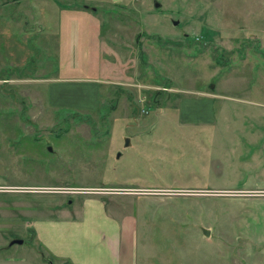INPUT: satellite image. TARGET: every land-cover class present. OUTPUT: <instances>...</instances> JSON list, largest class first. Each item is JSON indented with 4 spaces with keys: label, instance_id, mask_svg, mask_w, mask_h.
<instances>
[{
    "label": "rangeland",
    "instance_id": "obj_1",
    "mask_svg": "<svg viewBox=\"0 0 264 264\" xmlns=\"http://www.w3.org/2000/svg\"><path fill=\"white\" fill-rule=\"evenodd\" d=\"M85 199L134 264H264V0H0V264Z\"/></svg>",
    "mask_w": 264,
    "mask_h": 264
},
{
    "label": "crops",
    "instance_id": "obj_2",
    "mask_svg": "<svg viewBox=\"0 0 264 264\" xmlns=\"http://www.w3.org/2000/svg\"><path fill=\"white\" fill-rule=\"evenodd\" d=\"M71 208H57V215H21L35 230V243L43 244V251L61 264H134L131 242L125 245V229L117 218L107 215L103 200L85 199ZM93 209H96L95 213ZM90 216H89V215ZM12 217L3 216L0 227L6 228ZM67 241L73 252L65 251L57 239ZM23 241V240H22ZM23 244V243H22ZM19 244V245H22ZM74 246V247H73ZM65 248V247H64ZM47 258V257H46ZM45 259V258H44ZM52 260V261H53Z\"/></svg>",
    "mask_w": 264,
    "mask_h": 264
},
{
    "label": "water",
    "instance_id": "obj_3",
    "mask_svg": "<svg viewBox=\"0 0 264 264\" xmlns=\"http://www.w3.org/2000/svg\"><path fill=\"white\" fill-rule=\"evenodd\" d=\"M114 2H117V1H119V0H113ZM158 6V5H157ZM177 24V23H176ZM127 140V143H129V139H126ZM50 151H51V148H50ZM203 233H204V235L205 236H209V233H208V231L206 230V229H204L203 230ZM23 243V241L22 240H15L14 242H13V244H22ZM45 260V262L47 263V264H54V262L51 260V259H49V258H45L44 259Z\"/></svg>",
    "mask_w": 264,
    "mask_h": 264
}]
</instances>
